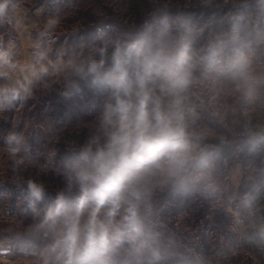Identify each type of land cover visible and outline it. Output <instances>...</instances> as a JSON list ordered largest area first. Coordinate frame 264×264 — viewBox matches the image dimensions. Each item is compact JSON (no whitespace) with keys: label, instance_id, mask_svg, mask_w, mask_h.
<instances>
[{"label":"clouds","instance_id":"1","mask_svg":"<svg viewBox=\"0 0 264 264\" xmlns=\"http://www.w3.org/2000/svg\"><path fill=\"white\" fill-rule=\"evenodd\" d=\"M0 264H264V0H0Z\"/></svg>","mask_w":264,"mask_h":264},{"label":"rangeland","instance_id":"2","mask_svg":"<svg viewBox=\"0 0 264 264\" xmlns=\"http://www.w3.org/2000/svg\"><path fill=\"white\" fill-rule=\"evenodd\" d=\"M52 105L57 109L54 115L58 116L60 112V106L56 103V101L52 102ZM37 112L39 113V118L44 119L46 113L44 112V105L41 104ZM196 209L189 205V211L186 213L181 214L180 216H176L173 218L174 223L180 230L190 234L194 235L192 227L189 225L191 223V219H193L192 213L195 212ZM205 215L207 218L212 219V223L208 226V238L210 243L214 244H221L223 247H227V245L224 244V235L226 233V226H225V220L223 216L219 213H213L211 209H205ZM197 225L199 224V220L201 219L200 215H197L195 217ZM203 223V221H201ZM199 227H197L196 231H199Z\"/></svg>","mask_w":264,"mask_h":264}]
</instances>
